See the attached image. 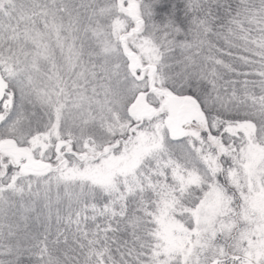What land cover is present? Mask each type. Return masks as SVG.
<instances>
[{
    "label": "snow or ice",
    "instance_id": "snow-or-ice-1",
    "mask_svg": "<svg viewBox=\"0 0 264 264\" xmlns=\"http://www.w3.org/2000/svg\"><path fill=\"white\" fill-rule=\"evenodd\" d=\"M0 264H264V0H0Z\"/></svg>",
    "mask_w": 264,
    "mask_h": 264
}]
</instances>
